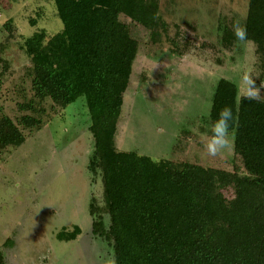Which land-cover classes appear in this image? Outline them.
Instances as JSON below:
<instances>
[{
  "label": "trees",
  "instance_id": "16d2710c",
  "mask_svg": "<svg viewBox=\"0 0 264 264\" xmlns=\"http://www.w3.org/2000/svg\"><path fill=\"white\" fill-rule=\"evenodd\" d=\"M53 5L59 30L39 28L22 40L33 64V98L18 104L26 112L17 122L0 115V149L24 142L19 126L40 128L36 115L44 109L34 99L63 107L81 96L92 136L87 168L102 184L101 200L89 198L90 228L109 242L113 264H264V98L240 95L226 78L214 86L209 122L215 125L222 109L232 113L228 131L241 164L233 158L230 170L118 150L117 123L138 49L121 17L159 38L167 23L158 0H53ZM241 26L243 40L255 44L264 60V0H248ZM237 40L242 41L224 26L221 41ZM0 64L2 75L7 63L1 56ZM229 187L233 194L227 199L222 189ZM80 233L74 224L58 230L56 238L73 240Z\"/></svg>",
  "mask_w": 264,
  "mask_h": 264
},
{
  "label": "rangeland",
  "instance_id": "374dc122",
  "mask_svg": "<svg viewBox=\"0 0 264 264\" xmlns=\"http://www.w3.org/2000/svg\"><path fill=\"white\" fill-rule=\"evenodd\" d=\"M247 4L158 0L167 29L156 39L121 17L138 49L117 123L118 150L225 170L233 158L241 164L229 131L227 147L216 155L206 145L215 126L209 122V109L219 78L235 82L240 95L264 98V60L255 44L221 41L224 26L235 34L234 26L242 25ZM8 19L11 28L5 25ZM61 24L53 0H0V56L7 63L0 75V115L17 122L26 112L18 104L33 98V64L23 38L39 28L53 33ZM34 101L44 109L36 115L42 119L40 128L19 126L24 142L0 149V264H113L109 242L90 228L89 198L101 200L102 184L99 174L93 176L87 168L92 136L84 98L63 107L49 98L40 105ZM222 192L232 197L231 187ZM74 224L81 228L75 239L56 238L58 230Z\"/></svg>",
  "mask_w": 264,
  "mask_h": 264
},
{
  "label": "clouds",
  "instance_id": "9594fccd",
  "mask_svg": "<svg viewBox=\"0 0 264 264\" xmlns=\"http://www.w3.org/2000/svg\"><path fill=\"white\" fill-rule=\"evenodd\" d=\"M235 35L243 40L245 38V30L237 23L235 26ZM232 117L231 110L228 108L222 109L219 114V120L214 126L212 138L206 145L210 155H216L221 149L228 145V122Z\"/></svg>",
  "mask_w": 264,
  "mask_h": 264
}]
</instances>
